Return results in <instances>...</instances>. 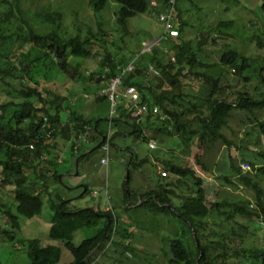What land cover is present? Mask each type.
<instances>
[{"label": "trees", "instance_id": "trees-1", "mask_svg": "<svg viewBox=\"0 0 264 264\" xmlns=\"http://www.w3.org/2000/svg\"><path fill=\"white\" fill-rule=\"evenodd\" d=\"M113 1L118 4L116 21L124 30L127 29L128 18L150 9V0ZM178 1L176 0L178 36L167 40L172 43L166 50L154 45L146 59L147 64L152 63L161 73L165 79V86L153 87L152 82L146 85L141 78L142 72L137 60L133 70L123 75L120 87L124 90L129 85L135 86L140 94V103H146L148 107L157 106V113L150 112L149 115L155 116L159 121L158 131H163L165 128L170 135L177 136L189 147L196 145L199 149L206 141L211 143L219 141L225 148L223 155L226 157L228 172L239 171V167L234 163L235 153L232 150L234 141L225 135L224 127L228 126L234 110H239L244 112L252 123V129L256 133V145L260 137L264 138V119L257 117V113L264 109V65L253 68V71L257 70L263 87L258 93H250L242 89L235 92L234 98L228 99L225 87L230 84L225 79L228 71L226 70L221 71L218 77L198 73L205 84L211 87L209 92L203 97L198 96L201 92H196L192 95V100H184L183 95L188 94L182 92L183 83L179 77L184 74L182 72L186 68L191 72L192 67L195 66L209 69L216 64L196 60V52L201 51L207 42L206 34L203 35L201 32L195 47L181 38V9L178 7ZM106 3L107 0H88L94 13L103 9ZM166 4L167 0H158L157 7L153 8L156 14L165 10ZM259 7L264 10V2ZM59 17L58 13H54L45 15L44 19L46 22L56 24ZM13 22L16 29L19 25L16 27V22L22 23L25 32L23 33L22 30L11 33L10 26ZM233 25V20L228 19L220 20L215 27L219 33L228 35L227 29L233 28ZM106 33L99 26L96 31L89 28L85 35L76 33L62 36L55 29L41 34L23 18L18 0H0V82L6 81V77H15L16 70L21 72L20 77L24 76L27 80L22 82L19 88L14 89L16 98L0 102V185L12 186L11 193L14 199V209L12 210L10 206L3 207L0 208V213L6 216L12 228L17 227L19 215L33 217L41 213L42 194L45 193L53 211L48 236L63 242V246L70 251L72 260L68 264H93L96 257H93L92 253L99 251V254L104 250L113 233L120 232L119 229L117 230L120 224L117 216L109 209L75 208L72 199L62 198L59 193L46 185V177H51L53 182L60 181L56 169L59 163L50 160L47 156L48 148L57 145L55 139L60 137L68 143L90 126L93 138L97 141L93 148L95 149L102 143L105 133L99 129L100 118L88 119L83 113L67 104L63 96L52 93L47 86L41 88L39 83L46 80L52 64H55L60 72L69 74L72 68L69 61L71 55L93 57L100 49L103 54L99 64L105 69L104 76H99L96 80L109 83L122 68H115V61L106 51V42L103 39ZM13 36L15 38L12 42L15 45L17 43L19 46L21 44L28 46L26 52L21 54L17 67L13 64L11 54L5 52L8 39H12ZM258 44H261L260 41ZM13 48L11 45V52L16 55L17 47ZM219 64L239 74L250 68L248 58L234 48L222 52ZM40 70L42 74L33 75V72ZM244 79L248 81V77L244 76ZM94 100L96 103L109 102L105 94L94 97ZM115 110L116 116L109 119L110 126L115 128L110 139L111 144L114 135L122 136L127 133L147 141L148 138L144 133L145 122L136 121L125 103H119ZM95 131H99L101 136ZM51 139L53 140L50 143ZM73 143L74 141L70 144V150L74 161L77 160L79 163L88 154L87 147L82 141L74 150ZM256 151L257 155L262 157L263 163L257 166L253 162L250 163L258 179L240 173L234 181L229 178L227 171L216 172L212 169L217 165L216 158L210 160L211 165H207L202 160L201 154L197 153L194 155L193 164L189 165H179L169 160L162 161L166 174L159 176L163 180L152 188L134 194L136 196L127 189L131 180L130 168L140 167L151 160L147 157L138 159L135 153L131 155L127 162L129 177L125 181L124 203L130 205V199L134 196L137 202L141 201L135 208L177 220L174 236L168 238L169 252L164 250L165 254L168 253L167 264H230L229 259L241 258H244L248 264H264L263 247H240L235 244L236 234L233 225L227 227L228 233L213 232L215 238L209 240L206 235L208 224L205 221L208 216L214 215L221 224L229 222L247 229V225L237 221L238 218L249 223L264 219V188L259 180L264 181V151ZM27 170L36 175L32 183L29 182ZM168 173L174 178L165 182ZM214 175L223 186L236 187L238 183L244 185L252 191L253 200L223 195L220 193L222 186L210 179ZM38 185L44 189L37 191ZM85 187L81 196L89 190L87 185ZM100 221L103 225L95 235L82 240L79 245L73 244L72 238L76 230L96 226ZM8 232L7 228L0 226V237L8 235ZM238 241L244 242L240 237ZM123 245V251L134 252L133 247L128 243ZM214 246H219L221 251L213 256L211 254ZM26 252L29 258L28 264H58L62 248L57 245L42 246L40 241L34 238L28 241Z\"/></svg>", "mask_w": 264, "mask_h": 264}, {"label": "rangeland", "instance_id": "rangeland-1", "mask_svg": "<svg viewBox=\"0 0 264 264\" xmlns=\"http://www.w3.org/2000/svg\"><path fill=\"white\" fill-rule=\"evenodd\" d=\"M155 1L158 2V0ZM244 1L246 6L238 0L178 1V7L181 9V38L195 47L201 32L203 35L206 34L207 42L201 51L196 52V60L216 64L209 69L195 66L192 67L191 72H188L187 68L182 72L184 74L179 76L183 83L182 92L188 94L183 95L184 100H192V95L196 92H201L198 96L202 97L209 92L211 87L205 84L204 79L197 75L198 73L218 77L221 71L228 70L225 78L230 84L225 87L228 99L234 98L237 90L245 89L250 93H258L263 89L258 72L257 70L253 71V68L264 65V10L259 7L261 0ZM18 3L23 18L36 32L41 34L55 29L62 36L76 33L85 35L89 28L96 31L100 26L107 32L103 39L106 42V51L115 61V68H123L132 58L138 57L143 82L146 85L152 82L153 87L165 86V79L161 73L155 76L150 71V66L153 64H147L146 60L149 53H142L147 44L159 38L163 33V26L152 7L144 13L128 18L127 29L124 30L116 21L118 4L113 0H107L106 6L97 13H94L89 6L88 0H18ZM54 13L60 15L57 23L46 22L44 16ZM228 19L233 20L234 25L233 28L227 29L228 35H223L216 30L215 26L220 20ZM14 25L15 22L10 26L11 33L22 30L23 33L25 32V26L22 23L16 22L17 29ZM13 38L15 36L8 39L9 44L7 43L5 46V52L11 54L13 64L17 67L21 54L26 52L28 46L22 44L19 46L17 43L15 45L12 42ZM258 41H260V45ZM171 43V41L163 39L157 45L166 50ZM11 45L12 49L17 47L16 55L11 52ZM230 48L245 55L250 63V68L239 74L221 66L219 64L220 55L224 50ZM102 54L103 51L100 49L98 54L93 57L71 55L69 61L72 68L69 74L60 72L55 64H52L46 80L40 81L39 86L41 88L47 86L52 93L63 96L67 104L83 113L88 119L100 118L99 129L106 133L109 128L110 103H96L94 100V97L103 94V89L108 85V81L98 82L96 80L97 77L104 76L105 68L99 64ZM165 57L167 59L168 55L166 54ZM14 72L15 77H6V81L0 82V102L16 98L14 89L19 88L22 82L27 81L24 76L20 77L19 70ZM40 74H42L41 70L33 72V75L39 76ZM244 76L248 77V81L244 79ZM121 91H123L122 88L118 87V92ZM120 99L121 97L118 98V100ZM257 117L264 119V109L257 113ZM139 121L146 123L144 124V133L148 138L147 141L155 140L156 147L150 148L147 141L137 139L129 133L122 136L114 135L112 144H110L107 164L100 162L101 155H103L101 149L99 147L93 149L97 141H93L90 126L87 127L88 137L84 141L85 144L91 142L87 147L88 154L79 163L77 160L74 161L70 150V141L67 143L59 137L55 139L56 147L48 148V158L59 163L56 165V169L60 181L53 182L51 177H46V185L54 192L59 193L62 198L72 199L75 208L99 207L102 210L107 208L118 218L120 227L117 230L119 229L120 232L113 233L110 242L102 252L92 253L93 257H96L93 264H167L168 253H165L169 252L168 238L174 236L177 220L162 214H152L142 208H135L141 201L137 202V198H134L136 196L134 194L152 188L163 180L158 172V166L165 170L162 161L169 160L175 164L189 165L193 164L194 155L199 153L207 165H211L212 159L216 158L217 165L212 167L216 172H228L229 170L226 157L223 155L225 148L221 142L206 141L201 149L196 145L189 147L177 136L170 135L165 128L163 131H158L159 121L155 116L148 114ZM251 125L252 123L249 122L244 112L234 110L229 118L228 126L224 127L225 135L234 141L232 148L235 153L234 163L239 167V171L228 172L229 178L234 181L240 173L258 179L250 162L256 166L263 163L262 157L257 155L256 150L264 151V138L260 137L259 143L256 145V133ZM114 130L115 128L111 127V136ZM95 133L101 136L99 131H95ZM52 140H49L50 143ZM133 153L138 159L147 157L151 162L137 168H130L131 180L127 189L134 196L131 197L129 205L124 203V191L126 189L127 162ZM154 161L157 165H154ZM242 163H247L250 166L249 169L242 170L240 167ZM51 166L53 165L51 164ZM27 172L29 182L32 183L36 175L30 170ZM215 175L210 179L222 186L221 192H219L223 195L253 200L252 191L244 185L238 183L236 187L223 186ZM173 178L168 173L164 181H170ZM259 180L264 188V181ZM86 185L89 190L81 196L84 191L83 187ZM36 189L39 191L44 187L38 185ZM11 190L12 186L2 187L0 185V208L10 206L12 210L14 209ZM42 200L41 213L33 217L19 215L17 227L12 228L10 221L3 213H0V226L9 231L8 235L0 237V264H28L27 244L34 238L38 239L42 246L57 245L62 248L58 264H68L72 260V254L63 246V242L48 236L53 211L45 193L42 194ZM205 221L208 224L206 235L209 240H214L213 232L228 233L227 227L233 225L236 234L234 242L236 245L238 244L237 246L264 248V226L260 225L258 221L249 223L238 218L237 221L247 225V229H242L237 224H229V222L221 224V221L214 215L208 216ZM102 225V221H100L96 226L76 230L72 238L73 244L79 245L82 240L92 237ZM238 237L243 238L244 242H239ZM127 243L133 247V253L123 251V244ZM219 251L221 248L214 246L211 255L214 256ZM229 262L230 264H248L244 258L229 259Z\"/></svg>", "mask_w": 264, "mask_h": 264}, {"label": "built area", "instance_id": "built-area-1", "mask_svg": "<svg viewBox=\"0 0 264 264\" xmlns=\"http://www.w3.org/2000/svg\"><path fill=\"white\" fill-rule=\"evenodd\" d=\"M158 2L155 0H150L149 5L152 8L157 7ZM157 18L161 22L163 26V33L161 36L157 39H154L151 43L147 44L144 49L142 50V53H149L151 52L154 45H157L160 40L163 39H170L178 36V29H177V10H176V0H167L166 9L163 11H159L157 13ZM138 60V57L132 58L122 69L120 72H118L114 77H112L107 85L103 89V94L107 96V99L110 103V118L116 116V110L115 108L118 106L119 103H125L128 109L131 111L132 117L139 121L143 116L148 115L151 113H157L158 109L157 106L148 107L146 103H140V94L137 90V88L133 85H129L125 87V89L121 92H118V87H120L122 82V77L124 74H126L129 71H132L136 61ZM150 71L157 75L159 72L157 69L151 65ZM123 97L124 100H118L119 97ZM41 115V114H39ZM109 118V119H110ZM44 120L46 118L44 117ZM88 133L87 128L76 138L74 139L73 148L74 150L77 149V146L80 142L87 140ZM111 127L109 122V128L107 132L102 137V143L100 144L99 148L103 152V155L100 158V162L102 164L108 163V155L110 151V144H111ZM141 139V138H140ZM148 142V146L150 148L156 147L155 140L150 139ZM30 147L32 148L33 145L31 144ZM240 167L242 170L249 169V165L247 163L240 164ZM158 172L163 176L166 174L165 170H162L160 166H158ZM259 224L264 226V219L259 220Z\"/></svg>", "mask_w": 264, "mask_h": 264}, {"label": "water", "instance_id": "water-1", "mask_svg": "<svg viewBox=\"0 0 264 264\" xmlns=\"http://www.w3.org/2000/svg\"><path fill=\"white\" fill-rule=\"evenodd\" d=\"M240 2H241L242 4H244L245 6L247 5V4L245 3L244 0H240ZM263 2H264V0H261L260 4H262ZM128 177H129V174H128V169H127L126 181L128 180ZM85 189H86V187L84 186V187H83V190H85Z\"/></svg>", "mask_w": 264, "mask_h": 264}, {"label": "crops", "instance_id": "crops-1", "mask_svg": "<svg viewBox=\"0 0 264 264\" xmlns=\"http://www.w3.org/2000/svg\"><path fill=\"white\" fill-rule=\"evenodd\" d=\"M121 99L124 100V98L121 96ZM100 134V133H99ZM101 135V134H100ZM95 140V139H94ZM73 139L70 140V144H72ZM88 144H85V147H88L90 145L91 142H87ZM102 156V155H101ZM59 162L61 161V158L58 160ZM154 163H156V161H154ZM107 209V208H106Z\"/></svg>", "mask_w": 264, "mask_h": 264}]
</instances>
